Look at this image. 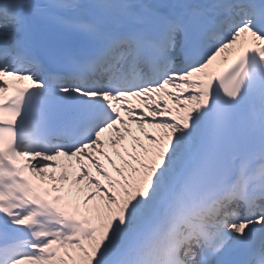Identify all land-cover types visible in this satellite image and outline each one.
<instances>
[{
	"label": "snow or ice",
	"instance_id": "obj_1",
	"mask_svg": "<svg viewBox=\"0 0 264 264\" xmlns=\"http://www.w3.org/2000/svg\"><path fill=\"white\" fill-rule=\"evenodd\" d=\"M0 264H264V0H0Z\"/></svg>",
	"mask_w": 264,
	"mask_h": 264
}]
</instances>
